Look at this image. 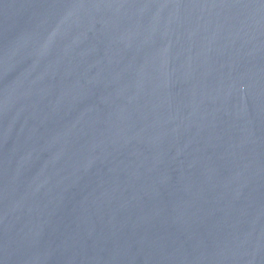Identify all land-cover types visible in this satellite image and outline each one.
<instances>
[{
	"label": "water",
	"instance_id": "95a60500",
	"mask_svg": "<svg viewBox=\"0 0 264 264\" xmlns=\"http://www.w3.org/2000/svg\"><path fill=\"white\" fill-rule=\"evenodd\" d=\"M0 264H264V0H0Z\"/></svg>",
	"mask_w": 264,
	"mask_h": 264
}]
</instances>
